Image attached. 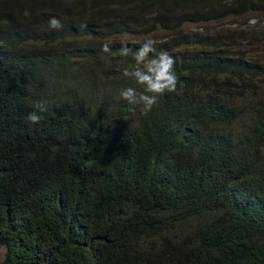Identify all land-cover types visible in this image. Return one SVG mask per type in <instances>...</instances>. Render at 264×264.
<instances>
[{"label":"trees","instance_id":"obj_1","mask_svg":"<svg viewBox=\"0 0 264 264\" xmlns=\"http://www.w3.org/2000/svg\"><path fill=\"white\" fill-rule=\"evenodd\" d=\"M147 31L179 84L145 114L120 93L144 90L123 69ZM0 247L2 264H264V0H0Z\"/></svg>","mask_w":264,"mask_h":264},{"label":"clouds","instance_id":"obj_2","mask_svg":"<svg viewBox=\"0 0 264 264\" xmlns=\"http://www.w3.org/2000/svg\"><path fill=\"white\" fill-rule=\"evenodd\" d=\"M52 29H61V21L53 16L48 21ZM87 27V25H84ZM111 41L102 45V51L111 52ZM130 49L123 44L120 49L122 56H128ZM134 63L123 69V76L134 79L138 84L144 86L143 91L134 87H128L121 91L120 96L127 101L130 110L135 111L139 107L145 114L150 112L158 104V98L164 93L177 91L179 77L175 70L176 61L167 50H157V41L151 37L146 38L144 43L132 53ZM36 111L29 113L27 119L33 124L40 123L41 113L47 110V105L38 103Z\"/></svg>","mask_w":264,"mask_h":264},{"label":"rangeland","instance_id":"obj_3","mask_svg":"<svg viewBox=\"0 0 264 264\" xmlns=\"http://www.w3.org/2000/svg\"><path fill=\"white\" fill-rule=\"evenodd\" d=\"M211 27V30L214 29V23H210L209 24ZM159 32L158 31H147V33L144 35L145 38H149V37H154L155 35H157ZM67 40H72V38H67ZM5 248L4 247H0V264H2L3 259H4V255H5Z\"/></svg>","mask_w":264,"mask_h":264}]
</instances>
